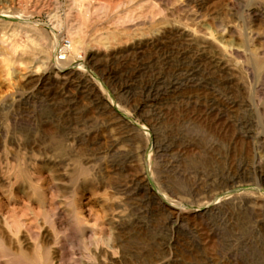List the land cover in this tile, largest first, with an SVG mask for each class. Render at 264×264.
<instances>
[{
  "label": "rangeland",
  "instance_id": "1",
  "mask_svg": "<svg viewBox=\"0 0 264 264\" xmlns=\"http://www.w3.org/2000/svg\"><path fill=\"white\" fill-rule=\"evenodd\" d=\"M0 264H264V0H0Z\"/></svg>",
  "mask_w": 264,
  "mask_h": 264
},
{
  "label": "built area",
  "instance_id": "2",
  "mask_svg": "<svg viewBox=\"0 0 264 264\" xmlns=\"http://www.w3.org/2000/svg\"><path fill=\"white\" fill-rule=\"evenodd\" d=\"M59 58H60V60H63L64 59V55L59 56ZM61 58H63V59H61Z\"/></svg>",
  "mask_w": 264,
  "mask_h": 264
},
{
  "label": "bare ground",
  "instance_id": "3",
  "mask_svg": "<svg viewBox=\"0 0 264 264\" xmlns=\"http://www.w3.org/2000/svg\"><path fill=\"white\" fill-rule=\"evenodd\" d=\"M61 59H63V58H61ZM64 59H65V57H64ZM64 59H63V60H64ZM58 60L60 61V58H58ZM60 62H61V61H60Z\"/></svg>",
  "mask_w": 264,
  "mask_h": 264
}]
</instances>
